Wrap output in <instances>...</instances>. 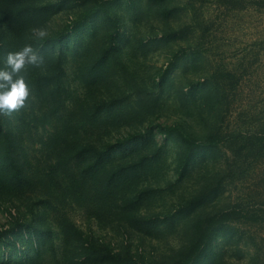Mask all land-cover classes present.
Returning <instances> with one entry per match:
<instances>
[{"label":"rangeland","instance_id":"rangeland-1","mask_svg":"<svg viewBox=\"0 0 264 264\" xmlns=\"http://www.w3.org/2000/svg\"><path fill=\"white\" fill-rule=\"evenodd\" d=\"M43 28L46 36L37 38ZM0 264H264V0H0Z\"/></svg>","mask_w":264,"mask_h":264},{"label":"clouds","instance_id":"clouds-1","mask_svg":"<svg viewBox=\"0 0 264 264\" xmlns=\"http://www.w3.org/2000/svg\"><path fill=\"white\" fill-rule=\"evenodd\" d=\"M35 36L43 38L46 31L36 29ZM43 63L44 57L31 44L7 53L6 67L0 68V112L11 114L25 104L30 89L22 70L26 65L40 66Z\"/></svg>","mask_w":264,"mask_h":264},{"label":"trees","instance_id":"trees-1","mask_svg":"<svg viewBox=\"0 0 264 264\" xmlns=\"http://www.w3.org/2000/svg\"><path fill=\"white\" fill-rule=\"evenodd\" d=\"M228 212H222L220 214H214L204 218L198 226V236L189 249L184 252L180 258H178L173 263H147V262H139L133 258L128 257H119V256H110V264H191L199 255L206 236H207V229L214 224L219 223L223 219H227L229 216Z\"/></svg>","mask_w":264,"mask_h":264}]
</instances>
